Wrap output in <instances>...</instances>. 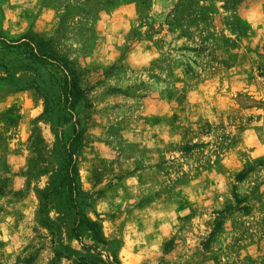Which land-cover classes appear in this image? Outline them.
<instances>
[{"label": "rangeland", "instance_id": "rangeland-1", "mask_svg": "<svg viewBox=\"0 0 264 264\" xmlns=\"http://www.w3.org/2000/svg\"><path fill=\"white\" fill-rule=\"evenodd\" d=\"M0 264H264V0H0Z\"/></svg>", "mask_w": 264, "mask_h": 264}, {"label": "crops", "instance_id": "crops-1", "mask_svg": "<svg viewBox=\"0 0 264 264\" xmlns=\"http://www.w3.org/2000/svg\"><path fill=\"white\" fill-rule=\"evenodd\" d=\"M43 148H46L45 146H43ZM69 237V239H70V241L72 242V244H74L75 246H76V248L78 249H82V248H80L81 246L79 245L80 243H79V241H78V239L76 238V237H70V236H68Z\"/></svg>", "mask_w": 264, "mask_h": 264}, {"label": "trees", "instance_id": "trees-1", "mask_svg": "<svg viewBox=\"0 0 264 264\" xmlns=\"http://www.w3.org/2000/svg\"><path fill=\"white\" fill-rule=\"evenodd\" d=\"M69 155H71L72 157L74 156V152L73 151H70ZM75 231H77V229L75 228ZM76 236L79 238V233L76 232Z\"/></svg>", "mask_w": 264, "mask_h": 264}]
</instances>
